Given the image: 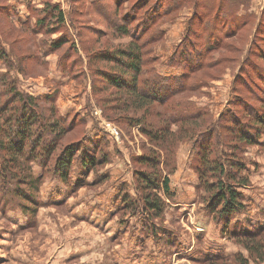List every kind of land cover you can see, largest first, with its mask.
I'll use <instances>...</instances> for the list:
<instances>
[{
  "label": "rangeland",
  "instance_id": "1",
  "mask_svg": "<svg viewBox=\"0 0 264 264\" xmlns=\"http://www.w3.org/2000/svg\"><path fill=\"white\" fill-rule=\"evenodd\" d=\"M47 3L59 6L61 28L53 25L54 29L48 31L41 27L43 30L31 35L27 26L35 25L37 14ZM263 3L252 0L251 10L262 12ZM208 4L207 0H0V51L3 48L12 63L7 67L0 60V72L15 80L18 92L37 99L40 105L49 104L43 102L44 97L56 85V116L72 118H63V133L58 139H47L45 131L34 126L25 150L29 154L38 137L47 146L43 154L47 149L53 153L50 146L55 145L52 158L67 147L80 148L66 181L60 180L54 170L58 164H47L43 159L42 164L31 157L29 164L18 160L19 165H5L20 180L0 178V264H199L201 253L212 256L214 251L227 256L229 261L224 264H234L231 259L236 255L248 257L247 264H264V260L249 258L250 253L241 244L221 236L220 226L202 215V199L207 195L197 189L198 179L191 164L197 151L191 149V141L184 140H208L211 134H219L225 151L235 152L238 144L243 146V156L237 158L244 157L242 172L250 176L248 186L240 190L245 203L252 204V214L235 219L243 224L244 231H249L248 225L252 229L264 225V126L257 127L253 119L254 114L257 120L264 112V60L256 58L264 52L259 48L264 42L260 43L258 37L253 42L250 32L254 25L236 26L230 19H221L217 8ZM168 13L171 19L157 27L162 37L158 31L153 34L154 29L149 30L151 21L154 25ZM189 22L196 36L184 35ZM122 28L130 36L121 35ZM131 36L139 39L143 68L153 66L163 78L182 75V69L172 66L178 62L174 56L183 40L191 41L189 50L194 49L198 62L191 61L189 67L197 66L194 77L200 87L176 99L189 101L207 117L191 123L172 119L169 123L159 105L167 96L140 107L128 96L130 88L119 91L98 76L104 73L119 78L116 64L106 63L104 58L127 47ZM65 38L67 43L60 49L42 53L43 40L54 44ZM249 47L252 62L243 58ZM189 50L187 54H193ZM186 57L183 54L181 60ZM101 87L106 90L100 91ZM147 88L153 91L151 84ZM165 92L168 94V87ZM122 102L127 104L122 106ZM7 105L0 98L2 127L6 124L4 115L8 122L11 120L12 110L5 114ZM136 106L140 109L133 110ZM39 114L37 110L40 118ZM138 117L140 124L133 123L131 119ZM146 125L157 130L151 133ZM164 128L173 134L171 138L151 136H159ZM105 129L118 133L119 139L114 141ZM146 130L151 137L145 135ZM242 132L253 136V144H243ZM0 138L7 141L1 132ZM153 153L159 154L160 161L172 160L171 167H176L171 174L160 164L163 175L168 176L172 197H166L162 190L149 194L165 205L163 216L157 219L135 213L140 211L141 196L133 174L149 170V165L141 161ZM103 156L107 158L105 163ZM84 158H93L94 167L83 166ZM3 167L0 164V170ZM30 180L36 184L30 185ZM118 196H126V201L134 205H126L130 211L119 210L122 203ZM175 201L179 203L177 208ZM255 240H264V235Z\"/></svg>",
  "mask_w": 264,
  "mask_h": 264
},
{
  "label": "trees",
  "instance_id": "2",
  "mask_svg": "<svg viewBox=\"0 0 264 264\" xmlns=\"http://www.w3.org/2000/svg\"><path fill=\"white\" fill-rule=\"evenodd\" d=\"M173 1L179 3V1L181 0ZM196 1L198 0H195V2ZM207 1L210 2L208 6L212 4V6H215L217 8V11L220 13L221 19H230L229 21H233L234 23L232 24H235L236 26L246 23H248L250 27L254 25V29L250 32V35H253V42L257 37L259 38L260 43L264 42V9L261 14L256 17L253 14L247 12L249 8L248 0ZM214 3L217 4L214 5ZM9 9L10 6L8 4V6L6 7V13ZM240 9L243 10V12L240 11ZM170 19L171 18L169 13L161 15L160 19L156 20L157 23H155L154 25H152L153 22L151 21L149 30L154 29V32L152 33L155 34L156 31H158V25ZM62 22L63 16L62 12L59 9V6L57 4L50 5L47 3L46 8L42 12H39V14H37L35 25L33 27L27 26V28L30 31L29 33L31 35H34L43 30L41 27H45L48 31H52L54 29L53 25H55L56 28H61L60 26L62 25ZM138 22L140 23V21ZM139 26L140 25H138V28ZM119 30L121 35L130 36V32L126 28H122ZM160 33L162 37V31ZM185 34L186 36H196V31L192 29V24L190 22L186 26L184 35ZM131 38V43L127 47L122 48L117 52L114 51L111 57L104 58V61L106 63L116 64V67L120 73L117 74V77L119 78H116V76H113L112 74L107 77L104 73H100L98 74V76H100V78H102L106 83L110 82L111 86L118 89L119 91L130 88L127 91L128 96H131L130 99H132L133 103H140V107H143L145 103V105L148 106V103H155L158 101L157 99H161L167 96L166 101H163L159 105L164 111V117L167 119L166 121H169V123L172 122V119H177L180 123H191L192 121H195L203 116L207 117V114L196 109L189 101L181 100L183 98L176 99L177 96L184 94L185 91H188L190 89L197 90L198 87H200L197 83V79L194 77V75L196 76V71L198 70L197 66L193 65L194 67H189L191 61H195V63L198 62L196 60L198 56L194 53V49L190 48L193 54H187V51L189 50V47L191 45V41L183 40L180 45L181 50L177 51L174 56L175 59H178V62L172 66H177V68L182 69V75L177 78H163L157 74L153 66H146V68H143L145 64L142 58L141 47L137 42L139 39L135 36H131ZM192 42L194 41L192 40ZM51 43L52 42L49 43L43 40L42 45L40 44L43 54H45L47 49H60L63 44L67 43V39L65 38L63 39V41L60 39V41L55 42L54 44ZM259 48H262V50L264 51V47L260 46ZM1 49L0 60L4 61V63L7 64L6 66L9 67L8 65L12 64L9 60V56L3 48ZM251 51L252 49L249 47V51L247 48L244 54L242 53L243 58H245V61L247 62H252L251 59L254 60V58L250 57ZM183 54H186L187 57L181 60ZM66 57L63 61H65ZM256 58L264 60V52ZM213 62L217 63L218 61L216 60ZM253 65L254 64L252 63V66ZM150 72H153L154 74L149 75ZM125 73L129 76V78L125 76ZM148 81H150V83ZM162 83H164V85H161ZM148 84H151V86L153 87V91L148 90ZM167 87L169 88L168 94L165 92ZM141 88H146L148 91L145 92L143 90L144 93H142ZM56 89L57 86L54 85V88L50 91V94L47 97H44L43 102L49 104L47 106L40 105L37 99L18 92L16 90L15 80H13L7 73L0 72V98L8 102L7 108L5 109V114L9 113V111L12 110L11 120L8 122V116L4 115L3 119L6 124L4 127H2L3 124H0L1 134L7 136V141L5 142H3V139L0 138V152L2 153V156H0V164H2V166L4 165L2 170H0L1 179H5V181L8 182V180H14L17 178L15 174H11L13 173L11 169L5 168L6 164L15 165L17 163L19 165V163L17 162L18 160H20V164L21 160L24 164H29V161H31L32 158L34 162L39 161L38 164H42L43 160L46 161L47 164H58L59 166L57 168H54V170L56 169V174L59 173V179L62 181H66L68 179L70 175L71 164L76 154L80 151V148L67 147L64 149L62 154L60 152L58 155L56 154V157L52 158V156L55 155V145L53 144L54 146H50V148L53 149V153H51L50 150L47 149V151L45 152L46 154H43L47 146L44 142V139L38 137L34 143L35 147L33 145V148L30 150L31 152L28 154L27 150H25V146L27 143L26 141L31 138L30 134L32 133L31 131L35 129L34 126L41 127L47 134V139L50 138L52 140V137H54V139H58L62 137L63 133V118H65V121L66 119H72L69 116H56L55 102L58 93ZM157 89L161 94L158 93ZM101 90L104 91L106 89H104V87H101L100 91ZM163 92H165L166 94L164 95ZM158 95L160 96L158 97ZM166 102L168 104H166ZM125 104L127 103L122 102V106H124ZM242 104H245V102H242ZM140 107L136 106L133 108V110H138L140 109ZM117 109H122V107H117ZM37 110L41 112V114H39L40 118L38 117V115H36ZM45 113H47L48 116L45 117ZM253 117L252 118L255 119L254 122H257V127L264 126V112L257 120L255 114L253 115ZM0 119L2 118L0 117ZM131 120L135 124H140L141 122L140 117H138V120L137 118H133ZM173 123L175 122L173 121ZM145 127L150 132L152 131V129H155L153 128L154 126L151 125H146ZM155 127L158 128L159 125L156 124ZM157 128L155 130H157ZM147 130L146 132H144L145 135H147L148 137L155 136V139L159 138L163 140L165 138H171V136H173V134H170L168 132V128H164L163 131L158 132L160 134L159 136H150V132ZM216 131H219L218 127L216 128ZM185 132L186 134H189V132ZM212 132L213 131H211L210 133ZM228 132L231 133V130H229ZM232 133L230 135L233 136ZM167 134L168 137H166ZM187 136L192 135L189 134ZM210 136L208 140H205L203 138L200 140H195V138L192 139L190 137H185L184 139H188L189 141H191V149H196L197 151V153L195 151L196 154L193 155L191 164L192 169L198 179L199 185H197V189L207 195L206 200H204V198L202 199V204H204L202 206L204 210L203 212L205 215L209 216L216 225L220 226L219 233L221 234V236L225 237L229 241L241 244L243 248H245L250 253L249 258H251L252 260H254V258L257 260H264V240H255L256 237L259 238L264 235V225L262 224L261 227L254 229H252V227L248 225L249 231H244L243 224L235 219V216L237 215L249 216L252 214V204L245 203L244 193L240 190V188L248 186L250 176L248 173L244 174L242 172L244 170V157L240 160L237 158L238 156H243V146L238 144L236 146L237 148H234L235 152H227L224 150L225 146H220L221 138L219 134H211ZM213 137L215 139L212 140ZM241 137L242 140L245 141L243 144H253V136L251 134L242 132ZM254 143L257 144L258 142ZM104 145L105 142L102 144L103 148ZM105 152L107 153L106 150ZM23 153H26V155L25 158L21 159L20 156ZM106 153L104 154L106 155ZM42 154L44 155L43 158ZM106 161V156H103L102 163H105ZM171 162L172 160L167 158H163L162 161H160L159 154L156 155L154 153L145 155L142 158L141 163L148 164L150 168L149 170L146 168L144 170L145 172L143 173L135 172L133 174L138 180L137 186L141 196V198H139L140 211L138 210L135 213L149 215L152 219L161 218L163 216V213L165 211L164 202L159 200V198L157 199L154 195L151 196L149 194H151L152 191L154 192V190H162L166 197H168L169 199L172 197V195L170 194L171 191L168 176L167 174L163 175L160 167V164H162L165 168H168V170L172 172L168 173L173 174V170L176 167H171ZM82 165L88 168H92L95 165V160L93 158H84L82 160ZM244 167L247 169V166H245V164ZM17 180L20 179L17 178ZM28 183H30V185L36 184V181L30 180ZM120 189L121 188L118 189V192H120ZM119 201L120 203H122L119 207V210L121 211L131 210H127L125 208L127 207L126 205L130 207L134 206L132 203L126 201V196H123V198L119 197ZM227 228L228 231L226 230ZM198 260L200 261L198 262L199 264H224L225 261H229L227 259V256L223 255L220 251H214L212 256L201 253ZM231 260H234V264H247L249 262L248 257L244 258L237 255L234 256Z\"/></svg>",
  "mask_w": 264,
  "mask_h": 264
},
{
  "label": "crops",
  "instance_id": "3",
  "mask_svg": "<svg viewBox=\"0 0 264 264\" xmlns=\"http://www.w3.org/2000/svg\"><path fill=\"white\" fill-rule=\"evenodd\" d=\"M249 1V8H248V10H247V12L248 13H251V14H253L254 16H259L260 15V13H261V11L259 12V13H255L253 10H251V7H250V5H251V3H252V0H248ZM261 9H264V3H263V6H262V8ZM242 12H243V10H242ZM164 26V25H163ZM169 26V25H168ZM167 26V27H168ZM249 188H251V187H249ZM245 198L247 199L248 197L247 196H245ZM176 208L179 206V203L178 202H176L175 201V205H174ZM188 206V205H187ZM202 211V215H205L204 213H203V210H201ZM167 213V212H166Z\"/></svg>",
  "mask_w": 264,
  "mask_h": 264
},
{
  "label": "built area",
  "instance_id": "4",
  "mask_svg": "<svg viewBox=\"0 0 264 264\" xmlns=\"http://www.w3.org/2000/svg\"><path fill=\"white\" fill-rule=\"evenodd\" d=\"M106 130V129H105ZM106 132H108V134L110 135V137L114 140L117 141L119 139V135L118 133H116L113 130H106Z\"/></svg>",
  "mask_w": 264,
  "mask_h": 264
}]
</instances>
